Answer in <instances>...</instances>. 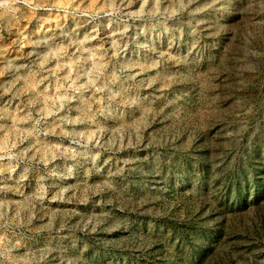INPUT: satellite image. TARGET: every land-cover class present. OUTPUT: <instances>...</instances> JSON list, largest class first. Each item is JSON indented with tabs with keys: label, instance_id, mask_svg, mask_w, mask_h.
<instances>
[{
	"label": "rangeland",
	"instance_id": "rangeland-1",
	"mask_svg": "<svg viewBox=\"0 0 264 264\" xmlns=\"http://www.w3.org/2000/svg\"><path fill=\"white\" fill-rule=\"evenodd\" d=\"M110 2L27 0L51 7L0 21V264H264V89L247 73L207 75L249 31L248 47L260 42L264 11L193 0L126 31L100 16L83 44L96 51L80 50L97 21L73 10ZM87 57L94 87L76 90L89 77L74 64L49 75ZM193 104L221 118L177 129Z\"/></svg>",
	"mask_w": 264,
	"mask_h": 264
},
{
	"label": "clouds",
	"instance_id": "clouds-1",
	"mask_svg": "<svg viewBox=\"0 0 264 264\" xmlns=\"http://www.w3.org/2000/svg\"><path fill=\"white\" fill-rule=\"evenodd\" d=\"M192 3L193 0H188L187 3H180L175 7L172 4H168L162 8L159 2L149 5L148 0H144V2L139 4V7L136 10H131V4L129 2L121 0L120 3H116L115 0H112L110 3H105L99 6H89L87 8L74 9L73 14L75 16L91 18V21L85 20L83 21V24H87L92 21H97V23L94 25L92 32L87 34L83 40H73L72 43L77 44L80 50L84 52L96 51L93 49L83 48V44L94 38L93 33L96 32L98 27H100V24L98 23V17L100 16L108 18L107 23L104 24L103 27H112L113 25H116L118 28H122L123 31H126L130 26V21H138L141 19L159 20L161 18L170 17L175 15L178 11L190 9V5ZM233 3L234 0H212V6H215L216 11L218 12L221 10L227 11L229 5H232ZM0 7L3 8V12L0 13V21H3L6 26H14L13 21L15 23H19V20L24 18L25 8L31 9L34 12V10L38 7H51V5L30 4L27 3V0H0ZM125 9L129 10L125 11ZM196 10L198 9H190V12ZM232 10L240 11L245 14L257 10L264 11V0H241V6L238 8L234 7ZM262 23H264V21H262ZM83 24L78 23L77 27L83 26ZM63 35H68V33H63ZM248 36L252 37V40L246 39L244 46H239L232 43L230 48L225 47L223 53L218 58L215 70L209 69L207 75L214 78L216 75L222 72H227L230 75H242L247 73L248 75L245 77V79H247L249 82H256L262 89H264V37L261 38L258 44H255L253 47H248V45L252 44L253 40L256 39L257 33L249 31ZM59 51L63 52L65 50L61 48ZM52 55H54V53H49L48 55L44 56L43 63H47ZM87 59H91V57L84 58L83 60L77 58L67 65H57L55 69L48 70L49 75L54 76L62 68H70L74 64L77 66L76 79H80L81 76L89 77V79L84 84L80 85L76 90L82 91L86 90L88 87H94L95 80L99 78V73L94 69L88 70L84 68V63H86ZM8 66H11L10 62ZM5 71H7V67L5 68ZM70 76L71 73H69L68 77H62L61 79L67 82ZM16 79L19 80L22 79V77L18 76ZM43 79H47V77H44ZM129 79H131V77H129ZM196 79H199V77L197 76ZM41 82L42 81L39 80L35 81V83L31 85V90H35ZM14 85L15 81L10 87L5 88V92L10 91L11 87H14ZM69 87H71V85H69ZM43 95L44 92L36 93L37 98ZM68 98L71 99L70 96ZM221 99H223V96H221ZM36 102L37 101L35 99L30 101V103L33 104ZM255 113L256 105H248L246 108V114L255 115ZM42 114H44V110H42ZM47 114H50V112ZM218 118H221V114H217L215 112L210 113L207 111L205 106L193 104L186 109L183 115L178 117L175 122V127L188 132L190 135H193L208 127L215 119Z\"/></svg>",
	"mask_w": 264,
	"mask_h": 264
}]
</instances>
